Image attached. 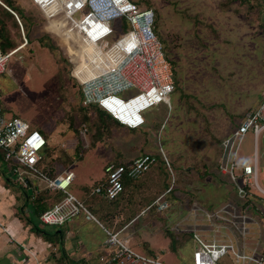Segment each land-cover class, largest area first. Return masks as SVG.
<instances>
[{
	"label": "rangeland",
	"instance_id": "obj_1",
	"mask_svg": "<svg viewBox=\"0 0 264 264\" xmlns=\"http://www.w3.org/2000/svg\"><path fill=\"white\" fill-rule=\"evenodd\" d=\"M133 1L156 12V30L175 68L176 79L170 95L171 108L161 104L159 109L155 108L157 105L144 112L150 114L144 128L132 132L112 126L109 132L99 134L83 122L80 85L71 76L74 58L71 53L75 49L72 31H66L71 26L62 11L47 16L31 0H21L32 19L25 29L28 35L19 26L8 25L14 43H22L24 34L27 44L14 54L0 74V93L9 114L19 115L30 128H42L49 135L47 142L53 151L46 164L57 171L66 167L74 172L68 190L80 199L95 180L104 178V165L112 157L130 159L142 151L157 150L166 155L175 171V182L165 197L176 216L168 215V222L161 227L153 226L149 233H156L157 243L153 244L156 249L164 247L162 259L187 264L195 248L188 234L194 231L203 238L195 228L220 231V223L217 224L220 221H209L200 202L212 203L215 209L223 201L235 205L238 201L234 192L226 193L229 189L226 179L221 183L222 179L211 178L209 174L218 166L221 138L246 110L259 104L264 94V0ZM122 20V24L116 21L110 40L128 29V23ZM40 38L38 45L36 40ZM46 44L54 48L43 46ZM238 156L257 160L258 185L264 189V129L256 141L251 131L245 133ZM1 160L5 166L2 156ZM165 172L164 164L156 160L139 179L144 189L130 193L131 198L119 206L127 204L135 208L142 201L151 200L165 180L168 185L171 182ZM174 189L175 196L168 198ZM42 191L49 196L47 202H51L52 194ZM219 193L225 197L216 202L214 197ZM258 206L263 207L264 203L259 201ZM169 209L164 211L171 214ZM154 215L155 212L151 213ZM36 221L46 231L59 229ZM82 229H93L98 236L101 232L104 236L93 223H85ZM165 232L169 236V232L174 233L175 243L179 244L176 250H169L171 237ZM261 233L263 238L264 231ZM220 263L234 264L228 256Z\"/></svg>",
	"mask_w": 264,
	"mask_h": 264
},
{
	"label": "built area",
	"instance_id": "obj_2",
	"mask_svg": "<svg viewBox=\"0 0 264 264\" xmlns=\"http://www.w3.org/2000/svg\"><path fill=\"white\" fill-rule=\"evenodd\" d=\"M31 1L47 16L62 11L70 24L71 29L66 31H72L70 37L75 49L71 53L74 57L71 76L80 85L84 105L95 103L128 128L143 126L146 123L144 112L157 105L166 104L171 108L170 95L175 89L174 70L164 55L161 39L154 31L152 7L141 6L133 0ZM42 2H46L47 6ZM0 4L4 5L1 0ZM11 12L24 33L16 13ZM122 19L128 23V29L110 40L115 32L116 21L121 23ZM26 44L27 39L23 34L22 43L8 51H0V74L19 48ZM263 129L264 94L259 104L246 110L221 140L218 169L234 184L238 196L244 200L243 204L249 201L253 190L264 200V189L258 185L256 161L240 165L236 161L245 133L251 131L256 141ZM45 144L46 139L41 131L30 128L28 122L19 115H7L0 98V151L11 179L26 187L27 178L34 177L37 185L41 182L48 191L61 194L57 201L38 215L42 225L61 226L81 215L85 220L94 221L103 227L107 264H177L133 247V231L129 225L135 218L117 229L105 228L85 202L68 190L74 178L73 171L63 168L54 176L43 172L39 163ZM161 155L171 182L142 210L144 212L154 206L158 212L169 207L165 195L174 185L175 172L167 156ZM155 159V156L145 153L122 163L107 162L104 166L105 176L92 189V193L107 200L116 198L123 190L124 181L140 177ZM238 168L241 169L240 173L236 170ZM251 204L249 201L242 208L226 202L215 209L205 210L209 221H220L217 223H220L219 229H232L240 244L230 239L206 241L193 231L195 248L187 264H221L220 260L225 256L234 264H264V238L260 230L264 226V210L259 211L257 206L253 210ZM212 231V235L216 234ZM250 238L252 242H249Z\"/></svg>",
	"mask_w": 264,
	"mask_h": 264
},
{
	"label": "crops",
	"instance_id": "obj_3",
	"mask_svg": "<svg viewBox=\"0 0 264 264\" xmlns=\"http://www.w3.org/2000/svg\"><path fill=\"white\" fill-rule=\"evenodd\" d=\"M18 2L21 4V0H18ZM42 3L45 4V7L47 6L46 2H42ZM36 42L39 45V42L38 41ZM22 47L23 46H21L19 50ZM1 95L2 94L0 93V98L2 100ZM3 104L5 105V103ZM257 105H254L253 107H256ZM160 106L161 104L155 108L159 109ZM6 113L7 115H16V114H9L8 110L6 111ZM147 113L148 114L145 113L146 115L144 114L146 118V122L148 117L150 116L149 112ZM239 120L240 119H238V121H236L235 124H237ZM234 125L221 138V140L231 131ZM39 130L45 132L44 129L42 128H40ZM220 147L219 149L221 151ZM220 153L221 152H219L218 155V161H217L218 163L220 159L219 158ZM1 156L2 154L0 151V264H64V261L58 260L60 256L58 250V244L51 243L45 240L43 236L37 234V232H35L33 228V225L37 223V221L35 222V220H38V215L34 213V210L36 208L35 206L36 204L34 203V198L37 195V191L35 192V190L38 191H42V190L48 191V190L44 188V184L41 182L39 183L40 185H37V180L34 177H28L26 180L27 182L26 187H24L22 184L21 185L18 184L17 182H16L17 184L15 183L17 186H21L22 188L28 190L29 196L22 195L20 189H17V187L14 185L6 183L5 176L9 180L12 179L9 175V172L7 171L6 164L4 166V163L1 160ZM236 157H237L236 161L239 163V165L241 163H252L253 161H256L257 163V160L255 158H253V161L252 160L249 161L248 159L240 158V156L238 155ZM257 168H258V164H257ZM237 171L240 173L241 169L238 168ZM56 172H59L57 171V168L55 170V173ZM209 176L211 178H216V176H218V178L222 179L220 181L221 183L224 182L223 178L229 181V189L227 190L226 193L232 194L234 192L238 200L236 201V205L242 208L246 206V204H243L244 200L238 196L234 184L229 180L226 174L220 172L218 166L216 168V171L211 172ZM98 180H95L94 182ZM206 180L211 181V179H206ZM201 192L205 193L204 191ZM48 193H50V191H48ZM81 195H82L81 196L82 200L85 202L88 208L93 212V214L96 216V218L105 228L112 229V226L113 228L121 227L122 225L130 222L133 218H135L134 221H132L129 225L130 229L133 231V238H132L133 247L136 250H139L143 253L158 254L160 257L164 256L165 253L164 247H160L156 249L155 246H153V244L157 243L156 233L154 234V231L149 233V231H151L150 229L153 228V226L155 228V225L161 227L165 222H168L166 220L168 215L169 216L173 214L175 215L176 211L173 210V206L169 211L172 212L171 214L170 213L167 214V212L163 214L164 219H159L155 216H151V214L148 213L147 211L135 212L134 215L127 218L128 213H125L127 208L118 207L117 210L112 211L113 213H115L114 215H110L109 219H107L106 217V220H104V215L106 212L103 208L102 199L101 198L99 199L98 197L89 198V196L85 193V191ZM221 196L223 199L224 194L219 193V195L214 197L215 198L214 200L216 202L219 201ZM250 198L252 202L251 207L252 208L254 207L253 210L255 209L256 206L259 207V211L262 209L264 210V206L263 207L258 206V202L260 201L264 203V200L261 199L260 195L257 192L253 190L251 192ZM248 200L250 201L249 197ZM226 202L233 203L232 201L226 200L223 201V203H221L219 206H221ZM200 203L201 205H204L205 210L213 209L211 205L212 203H208V204H204L202 202ZM253 212H257V211H253ZM107 221L110 222L111 228L108 227L110 225L107 224L108 223ZM120 221H122L120 223L122 225L121 226L118 225L115 227L114 225H116ZM156 222H159V224H155ZM85 223L96 224L98 227L101 228V230L104 233L103 227H101L99 224L95 223L94 221L85 220L81 215L74 217L71 221L61 225L59 229H57L61 232L60 238L62 241L63 250L67 256V260H73V262H81L82 264H106L105 262L107 261L108 253H107V249L104 247L103 244L105 233L103 236L101 232L100 235L98 236L95 232L96 230L93 229L83 230L82 228ZM197 225L198 224H195V227ZM262 228L263 229H260L261 232L264 231V226ZM195 229L202 234L203 239L206 241L211 239H217L220 241L230 239L240 244V240L237 239L236 234L228 229L224 230L226 228L220 229L219 233L213 235H211V232L209 230H204L203 228L200 229L195 228ZM162 233L164 234L163 231ZM164 236L166 235L164 234ZM167 236L169 235L167 234ZM254 237L255 236H253L252 238ZM189 238L193 240L192 235H189ZM252 238L249 239V242H252ZM176 246H172V244H169L168 248L169 250L170 249L176 250L177 248Z\"/></svg>",
	"mask_w": 264,
	"mask_h": 264
},
{
	"label": "trees",
	"instance_id": "obj_4",
	"mask_svg": "<svg viewBox=\"0 0 264 264\" xmlns=\"http://www.w3.org/2000/svg\"><path fill=\"white\" fill-rule=\"evenodd\" d=\"M1 2H3L6 5V7L3 6L2 4H0V51L1 52H5V51H8L9 49H12V48H14V47H16L18 45V44L16 45L14 43V40L12 39L10 31H9V28H8V25H10L11 27H16V28L19 26V24L17 25L18 22H17V19H16L15 15L11 11L16 13L18 19L20 20V22H21V24L23 26V29L25 31L24 33H26L27 35H28V33L26 32L25 29L28 26L31 25L32 19L25 12V9L23 8V6L17 0H1ZM155 18H156V12L154 11V31L158 35L157 30H156ZM122 22H123V20H122ZM158 37H159V35H158ZM41 39L42 38H40V39H38L36 41H40ZM162 43H163V41H162ZM43 46L47 47L48 49H53L54 48V46L51 45V44H46V45H43ZM163 51H164L165 57L172 63V61L169 59L168 55L166 54V51H165V48H164V44H163ZM172 67H173V70H174V78H175V68H174L173 64H172ZM175 82H176V79H175ZM81 99H82V93H81ZM94 104L95 103L84 105L82 103V100H81V104L79 105V109L83 110V113H84L82 115V117H81L83 122H85L88 125L90 124V126H93L95 128V130L99 134L102 133V132H109L110 128L112 126H118L120 128H125L128 131H132L133 132V131L141 130L146 125V123H145L141 127L128 128V127H126L124 125H121L114 118H112L107 112H105L104 110H102L101 108L96 106V104L95 105ZM91 115H93V117ZM39 131H41V130H39ZM41 133H42V131H41ZM42 134L44 135V137L46 139V144H45L46 147L44 146V148H43V158H42L41 162L39 163V165H41L43 172H46L48 175L50 174L49 176H54L55 175L54 166H52V165L48 166V164H46L48 155L50 153H52L53 148L48 145V142H47L48 135H46L45 132H43ZM145 153H148V154H151V155L155 156V158H156L155 161L156 160H161V162L164 164V171L166 170L165 169V163H164V160L162 158V155H161L160 151H158V150L157 151H153V152L142 151L139 154H145ZM125 160H128V159H123V157L114 159L112 157L109 161H114L116 163H122ZM160 167L163 170V167L162 166H160ZM142 175L140 177H138L137 179H127V180H125L123 190L121 191V193L116 198H114L112 200H107V199H105L104 197H102V196H100L98 194L96 195V194L92 193V189L95 186H97L98 184H100L103 179L98 180L96 182H93L92 188L91 189L86 188L85 189V193L89 196V198L98 197L99 199L100 198L102 199L103 208H104V210L106 212L105 215H104V220H106V217H107V219H109L110 215H114L115 213H113L112 211L113 210L114 211L117 210L118 207H126L127 208L125 213H130L129 215L127 214V218H128V217L134 215L135 212H140V211L144 210V208L148 204H150L160 193H162L168 187V182L165 180V183L163 184V188H161L159 190V192L154 193V195H153L151 200L142 201L135 208H130L129 205H127V204H124L125 206L124 205L123 206H119L120 203L127 202L129 200V198H131V194L132 193L135 194V193H138V191H140L141 189H144L143 186L140 184V182L142 180L141 181L139 180L142 177ZM166 176H167L166 177V179H167L168 176H169L168 172H167ZM5 181H6L7 184L14 185V186L17 187V189H20L22 195L29 196L27 189L22 188L21 186H17L16 185L17 183L15 184V182H13L12 180H9L6 176H5ZM9 181H10V183H9ZM247 190H248V188H247ZM36 191H37V195L34 198V203L36 204L35 205L36 208L34 210V213L37 214V215H39L43 210H45L46 208L51 206L52 203L57 201L60 198V196H61L60 192H54V193L50 192L52 194V196H53V200L51 202H47V198L49 197L48 194L46 195L44 191L35 190V192ZM175 191L176 190L174 189L169 194V196H167V197L170 198L171 195H174ZM250 195H249V199L251 201ZM134 197H136V196H134ZM124 198H125V201H123ZM165 199H167V198L165 197ZM133 203H134V201H133ZM245 204L248 205L249 202L247 201ZM147 212L150 213V214L155 212V215H154L155 217H157L159 219H164L163 218V214L166 211L158 212V211H156V209L154 207H151L150 209L147 210ZM121 222L122 221H120L119 223H117L114 226L115 227L118 226V225L121 226L122 225V224H120ZM107 224H109L110 226H108V227L111 228L110 222H108ZM59 227L60 226H57L56 228H59ZM33 228H34L35 232H37V234L42 235L45 240H47V241H49L51 243L58 244V250L61 253L59 258H58L59 261H64L65 264H82L81 262L70 263L67 260V256H66V254H65V252L63 250L62 241H61V238H60L61 232L59 230L55 229L53 231H46L40 225H38L37 223L33 225ZM116 228H118V227H116ZM112 229H113V226H112ZM169 234H170L169 237H171V239H170L171 243L170 244L173 243L172 245L176 246L177 243H175L174 233L169 232ZM188 235H190V234H188ZM175 236L178 238L179 235L175 234Z\"/></svg>",
	"mask_w": 264,
	"mask_h": 264
},
{
	"label": "bare ground",
	"instance_id": "obj_5",
	"mask_svg": "<svg viewBox=\"0 0 264 264\" xmlns=\"http://www.w3.org/2000/svg\"><path fill=\"white\" fill-rule=\"evenodd\" d=\"M95 105V104H94ZM97 106V105H96ZM67 124V123H66ZM43 133V132H42ZM74 136V135H73ZM46 147V146H45ZM157 147V146H156ZM143 148V147H142ZM53 151V150H52ZM77 151V150H76ZM49 153V152H48ZM157 154V153H156ZM129 159V158H128ZM45 170V169H44ZM50 175V174H49ZM226 181V180H225ZM125 182V181H124ZM229 182V181H228ZM97 195V194H96ZM169 209V208H168ZM170 210V209H169ZM175 229V228H174ZM211 231V230H210ZM173 244V243H172ZM174 246V245H172ZM158 255V254H157ZM106 263V262H105Z\"/></svg>",
	"mask_w": 264,
	"mask_h": 264
}]
</instances>
